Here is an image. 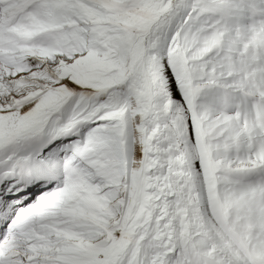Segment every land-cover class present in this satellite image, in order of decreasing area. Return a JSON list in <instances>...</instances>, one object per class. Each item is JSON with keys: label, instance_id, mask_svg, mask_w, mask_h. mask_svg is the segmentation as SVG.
Wrapping results in <instances>:
<instances>
[{"label": "snow or ice", "instance_id": "1", "mask_svg": "<svg viewBox=\"0 0 264 264\" xmlns=\"http://www.w3.org/2000/svg\"><path fill=\"white\" fill-rule=\"evenodd\" d=\"M0 264H264V0H0Z\"/></svg>", "mask_w": 264, "mask_h": 264}]
</instances>
